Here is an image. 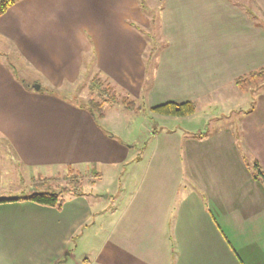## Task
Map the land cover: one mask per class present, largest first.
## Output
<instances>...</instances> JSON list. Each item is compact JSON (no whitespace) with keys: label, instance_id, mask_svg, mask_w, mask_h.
Returning a JSON list of instances; mask_svg holds the SVG:
<instances>
[{"label":"crops","instance_id":"crops-1","mask_svg":"<svg viewBox=\"0 0 264 264\" xmlns=\"http://www.w3.org/2000/svg\"><path fill=\"white\" fill-rule=\"evenodd\" d=\"M253 1L264 13V0ZM253 9L240 0H17L0 14V197L18 175L116 176L141 167L148 149L160 155L126 200L84 189L60 207L0 203V264H264V182L247 165L254 159L264 172V91L240 110L232 159L215 139L225 129L153 125L135 156V145L102 123L105 112L96 118L62 94L81 80L89 90L94 76L149 105L237 87V77L264 67V21ZM155 11L157 47L145 32ZM116 106L128 110L104 111ZM183 150L191 178L178 200ZM168 170L169 196L159 186Z\"/></svg>","mask_w":264,"mask_h":264},{"label":"rangeland","instance_id":"rangeland-1","mask_svg":"<svg viewBox=\"0 0 264 264\" xmlns=\"http://www.w3.org/2000/svg\"><path fill=\"white\" fill-rule=\"evenodd\" d=\"M238 1V0H235ZM243 4L246 3V6L249 7V4L254 5L253 12L258 16V19L261 18L262 21H264V13L261 11V9L258 7V5L253 0H240ZM150 5H153L152 3H149ZM155 10L158 11L157 6L153 7ZM247 8V7H246ZM157 11L154 12V15H150L151 18V26L148 29H145V32L153 33L154 34V40L152 41L155 43L156 47L159 46L161 43H163L160 31H159V24H158V16ZM151 43L148 44V47H152ZM153 45V44H152ZM151 60L154 61V56L151 57ZM76 89L75 93H68L67 91H63L62 94H64L66 97L70 99H80L83 101H86L89 99L90 96H94V98L98 99L96 94H92L89 92V90L86 87L85 81H78L76 88H72L73 91ZM250 92L247 95V92H241L238 87L236 86H228L224 89L218 90L214 95L212 96H206L201 99H196L193 104L195 107V110L193 114L184 116L185 118H180L179 116H168V115H161L160 118H156L160 115L155 114L150 107L153 105H149L148 99L145 97L140 98L139 100L129 98L134 101L133 108L125 110L122 109L120 106H116L110 110H105L106 119L105 121H102V123L105 124L108 128H113L116 130L117 134H121L123 138L129 143L135 145V156H143L141 155L143 148L145 144L148 142V140L151 138L149 133L145 130L144 126H150L153 125L152 130H164L166 127H171V129H175L177 131H183L185 129H191L193 131L201 130L204 131L206 129L210 131H215L218 128L219 129H225V133L223 132L222 135L219 137H216V141L218 142L219 149L220 147L225 150V153L228 155V153L232 154L230 159L232 157L235 158V152L231 151L229 146L231 145H238L241 141V135L239 130V116H240V110L242 109L243 112H245L244 109L251 108L254 104L253 93L264 91V81L258 82L256 84H252L250 86ZM77 94L79 96H77ZM117 94L119 97L121 96H127L126 94H123V91L120 90L117 91ZM158 104V103H156ZM155 104V105H156ZM118 107V108H117ZM197 107V108H196ZM87 112H89L87 109H83ZM144 110V111H143ZM155 116H152L154 115ZM101 123V121H100ZM182 124V125H181ZM235 134L237 139L236 144L235 142H231L230 135ZM150 137V138H149ZM239 141V142H238ZM216 142V143H217ZM215 143V144H216ZM214 144V143H213ZM212 145V144H209ZM214 146V145H212ZM243 146V145H242ZM243 149V148H241ZM228 151V152H227ZM240 151V150H239ZM213 152V151H212ZM211 152V153H212ZM161 152H159L160 154ZM182 153V180L180 181V185L178 188V200L181 197L182 190L185 185H188L190 183L191 175L189 174L186 165H185V155L184 150ZM146 155L147 158L141 162V167L137 166V168H124L120 170L119 173L115 175H112L109 170L104 169L103 175L101 177H94L93 174L86 175L84 173H79L78 178L81 176L82 181V192H84V189H92V193L95 192H102L105 194V190L109 193L116 195H121L122 200H126L128 198V195H130L132 192L137 191L139 180L142 177H144V168L147 166V164H150L151 161H155L159 158V156L154 155V153H151V149H148L143 153ZM151 155V156H150ZM217 151L215 152L214 158H217ZM242 156L245 157V160H249V155L244 150L241 152V159ZM161 160L164 162V164H168V160L165 157H161ZM253 161L252 159L247 165L250 167V169L253 171V173L258 177V181L262 183V178L260 175L257 174V170L253 168ZM246 163L248 161H245ZM140 164V163H139ZM161 164V163H158ZM165 166V165H163ZM168 166H165L166 168ZM169 171V170H168ZM133 173L136 174L131 175ZM152 175V172L148 173V177ZM69 175L60 172L59 174L53 175V176H35L31 180L30 177H28L26 174L25 176H21V178L18 175L17 180L15 179V183H10V187L7 191L3 193V196L10 197L13 195H20V194H26L30 193L36 188L34 187V184L38 182L40 177L44 179H49L48 182L55 190H59L62 187H68V180L67 178ZM157 177L160 176V173L156 175ZM163 177H166V181L159 183V186L161 187L160 190H162L163 193H165L167 196L171 193L172 188V174L171 171H169V174L163 173ZM94 177V178H93ZM155 177V175H154ZM94 179L92 182L91 179ZM172 179L168 181V179ZM158 179V178H157ZM14 181V180H13ZM90 182V183H89ZM156 183H153L156 186ZM88 195H92L91 193H87ZM162 197V196H161ZM163 198V197H162ZM111 203L109 200L107 202V205ZM211 204V202H210ZM215 204H211V207H214ZM176 206V204H175ZM105 207V206H104ZM108 208V206L106 207ZM103 212V211H102ZM101 212V213H102ZM99 216V213L97 214ZM54 264H61L59 261H56ZM70 264H76V258L72 260Z\"/></svg>","mask_w":264,"mask_h":264},{"label":"trees","instance_id":"trees-1","mask_svg":"<svg viewBox=\"0 0 264 264\" xmlns=\"http://www.w3.org/2000/svg\"><path fill=\"white\" fill-rule=\"evenodd\" d=\"M16 1L17 0H0V14H2L9 6L14 4ZM139 2L140 6L145 7V0H139ZM261 81H264V67L237 77L234 80L237 87L243 91H249L252 84H256ZM89 90L92 94H96L98 99L94 98V96L92 95L86 101L80 100L77 103L81 108L87 109L89 113L96 118H101L103 116L104 108L106 106H113L117 103L122 104L125 108L128 109L133 108V100L124 95L119 97L115 89L98 76H94L91 79ZM150 109L156 114L179 117L191 115L195 111V107L192 101H165L151 106ZM253 168L257 170V174L261 176L264 182V172L259 168V165L256 161H253ZM66 174L69 175L67 177L69 178L68 187H62L59 190H55L53 188L54 186L49 184V179L40 177L38 182L34 184L36 190L30 193L18 195L17 197L12 199H27L39 205L60 207L64 202L65 194L78 195L82 191V181L80 179L81 176L80 178L77 177L79 176V173L70 168L68 169V172ZM97 176V174H94L95 178ZM9 200L11 199L7 197H0V203Z\"/></svg>","mask_w":264,"mask_h":264},{"label":"water","instance_id":"water-1","mask_svg":"<svg viewBox=\"0 0 264 264\" xmlns=\"http://www.w3.org/2000/svg\"><path fill=\"white\" fill-rule=\"evenodd\" d=\"M7 198H9V197H7ZM15 198V197H14ZM10 199H12V198H10Z\"/></svg>","mask_w":264,"mask_h":264}]
</instances>
